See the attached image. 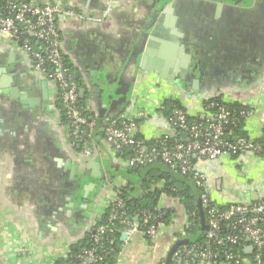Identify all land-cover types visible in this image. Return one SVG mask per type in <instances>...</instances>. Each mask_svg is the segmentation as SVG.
<instances>
[{
    "label": "crops",
    "instance_id": "crops-1",
    "mask_svg": "<svg viewBox=\"0 0 264 264\" xmlns=\"http://www.w3.org/2000/svg\"><path fill=\"white\" fill-rule=\"evenodd\" d=\"M50 1L75 13L58 16L59 48L73 67L82 106L104 126L129 113L139 118L138 136L151 142L172 135L154 103L177 100L190 119L205 121V101L219 95L249 110L247 137H263L264 0ZM58 109L56 84L12 41L1 43L0 264L66 258L100 221L114 184H128L119 174L123 165L102 143L99 171L82 162L60 130ZM254 156L200 167L216 203L264 198V160ZM178 233L163 228L154 246L137 233L117 264L166 263ZM181 259L176 264H191Z\"/></svg>",
    "mask_w": 264,
    "mask_h": 264
},
{
    "label": "built area",
    "instance_id": "built-area-1",
    "mask_svg": "<svg viewBox=\"0 0 264 264\" xmlns=\"http://www.w3.org/2000/svg\"><path fill=\"white\" fill-rule=\"evenodd\" d=\"M5 8L7 16L0 14V44L12 41L25 53L38 74L56 84V100L63 107L67 139L73 147L80 146L86 163L96 158L98 144L102 143L126 168L137 169L162 162L172 170L194 176L195 184L201 190V204L207 219V244L184 245L175 252V258L189 257L195 264H264V198L243 203H216L208 191V177L200 170L204 164L233 155L253 154L264 160V144L260 142L264 140V134L257 140L232 136L233 129L249 116V110L232 111L229 108L231 103L217 95L205 101L204 110L208 118L203 122H190L184 107H174L167 118L172 135L158 137L152 144H147L138 136L139 118L129 113L109 120L106 126L97 129L94 138L98 119L83 113L76 75L64 63L59 48L58 16H74V11L58 1L39 4L27 0H7ZM19 25L24 26L25 31L21 32ZM27 33L42 45V50L34 48ZM166 101L153 106L161 113ZM58 115L61 118L60 109ZM138 116L144 118L146 114L139 113ZM228 128H231L230 133H227ZM169 138L174 139L172 145L167 144ZM124 152L128 154L126 157H123ZM126 185L121 179L114 184L113 194L106 201L101 215L103 218L108 213L107 220L90 232L94 243H99L105 234L119 229L122 247L131 242L137 233H142L147 244L154 246L163 228H177L184 234L191 226L184 208L176 205L170 223L160 221L159 216L150 212H143L145 230L141 231L137 219L129 217L125 208L120 189ZM155 187L166 188L163 184ZM167 200L174 203L163 194L162 203ZM237 245L244 250V255L233 252ZM223 248L227 250L221 251ZM112 253L113 250H105L102 254L96 248L86 250L79 256L80 264H98ZM67 257H71V253ZM154 264L166 263L160 261Z\"/></svg>",
    "mask_w": 264,
    "mask_h": 264
},
{
    "label": "trees",
    "instance_id": "trees-1",
    "mask_svg": "<svg viewBox=\"0 0 264 264\" xmlns=\"http://www.w3.org/2000/svg\"><path fill=\"white\" fill-rule=\"evenodd\" d=\"M29 3H36L33 0H27ZM6 3L7 0H0V14L7 16L6 13ZM39 3V2H38ZM39 4H42L40 2ZM21 32L25 31V27L19 25ZM59 36V35H58ZM27 37L30 39L34 48L38 51L42 50V45L39 44L34 37L27 33ZM59 40V39H58ZM63 61L66 66L70 68L73 67L68 62V60L63 56ZM80 100V106L82 108L83 113L90 115L85 111V108L82 106V101ZM58 108L61 110V122L63 125H66V118H64L63 107L60 102H57ZM165 108L161 111L162 116L166 119L170 115L172 109L174 107H182L181 103L177 100H167L164 104ZM229 108L232 111L239 112L244 107L238 104H229ZM119 116V115H117ZM116 116V117H117ZM190 122H195L190 119ZM244 119L241 120V123L238 128L233 129L232 136L235 137H247V133L244 130ZM203 122V121H196ZM103 123L99 122L97 124L96 131L94 133V138L97 135V129L103 127ZM231 132V128H228L227 133ZM181 137V136H180ZM173 138H169L167 144L172 145ZM153 141L147 142V144H152ZM264 144V140L260 141ZM127 152L123 153V157H126ZM240 155H233V158H238ZM196 160H194L195 162ZM119 174L123 175L124 178L128 181V184L120 189L122 194V198L125 202V208L128 211V216L132 219H137L140 224L141 231L145 230L142 222V213L150 212L154 216H159L158 219L160 221H164L166 223H170V219L173 213V209L176 205H180L184 208L185 213L189 216L191 221V226L187 228L182 234L178 231L177 239L180 238L181 241L187 240L188 243L181 244L177 251H180L182 246H205L207 244V240L205 238V233L207 230V219L202 220L200 215V206L201 203V190L196 186L194 181V176L190 174H182L179 171H175L169 168L168 165L158 162L155 164L142 166L137 169H129L123 166L120 170ZM158 184H163L166 186L164 189L156 188L155 186ZM176 190V191H173ZM163 194L167 199L172 200L174 203L170 208H166L162 203ZM165 214V215H164ZM160 215H163L160 218ZM108 213L104 215L103 218L100 219L94 226H98L101 223H104L107 220ZM158 220V221H159ZM206 227V228H205ZM92 248L98 249V253L102 254L105 250H113V253L106 257L103 261L98 262V264H117V257L119 256L122 249L121 242V234L120 230L117 229L113 233H107L103 238H101L99 243H94L91 240V235L89 234L84 241L83 245L78 246L77 248H73L71 252V257H67L64 259L58 260L55 264H80L81 260L79 258L80 255L86 250H90ZM230 249V248H229ZM227 248L221 249V251L225 252ZM234 253H239L240 255H244V250L240 248V245H237L233 248ZM175 255V254H174ZM175 259V260H174ZM178 258L173 256V259L169 264H176ZM189 262L192 264L193 261Z\"/></svg>",
    "mask_w": 264,
    "mask_h": 264
},
{
    "label": "water",
    "instance_id": "water-1",
    "mask_svg": "<svg viewBox=\"0 0 264 264\" xmlns=\"http://www.w3.org/2000/svg\"><path fill=\"white\" fill-rule=\"evenodd\" d=\"M43 2H54V1L44 0ZM58 3L61 4L62 1H58ZM42 85H43L44 95H45L46 87H47V85H48V82L45 80V81H43ZM77 149L80 150V146H77ZM86 164H87L88 168H90V169H92V170H97V171H99V169H100V165H99V163L96 162L95 159L92 160V161H90V162H87ZM199 206H200L199 209H200V215H201V218H202V220H204V219H205V213H204V210H203L202 204L200 203ZM205 228H206V227H205ZM183 243L186 244V243H188V241H187V240H185V241H179V242H177V243L175 244V246L172 248L171 252L169 253V256H168V258H167L166 264H169V263H170V260H171V258H172V256H173L174 252H175V251L178 249V247H179L181 244H183ZM250 251H251V249H250ZM185 259H186V260H189V257L182 258L180 262L182 263V261L185 260ZM194 263H195V261H194Z\"/></svg>",
    "mask_w": 264,
    "mask_h": 264
},
{
    "label": "rangeland",
    "instance_id": "rangeland-1",
    "mask_svg": "<svg viewBox=\"0 0 264 264\" xmlns=\"http://www.w3.org/2000/svg\"><path fill=\"white\" fill-rule=\"evenodd\" d=\"M61 128L63 129V131L65 132L66 131V133H67V129H66V127L64 126V125H61L60 126V130H61ZM66 135V137H67V134H65ZM67 141V143L68 144H70L71 145V143H70V141L67 139L66 140ZM72 146V145H71ZM72 148H74L73 146H72ZM79 156V155H78ZM254 156V155H253ZM255 157V159L257 160H259V159H261L260 157H257L256 155L254 156ZM82 162H84V163H86V161L85 160H82Z\"/></svg>",
    "mask_w": 264,
    "mask_h": 264
},
{
    "label": "flooded vegetation",
    "instance_id": "flooded-vegetation-1",
    "mask_svg": "<svg viewBox=\"0 0 264 264\" xmlns=\"http://www.w3.org/2000/svg\"><path fill=\"white\" fill-rule=\"evenodd\" d=\"M74 148L77 149V146H76V147L74 146ZM78 155L80 156L81 160H84V158H82V156H81V151H80V150H79V152H78Z\"/></svg>",
    "mask_w": 264,
    "mask_h": 264
}]
</instances>
